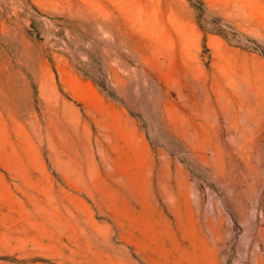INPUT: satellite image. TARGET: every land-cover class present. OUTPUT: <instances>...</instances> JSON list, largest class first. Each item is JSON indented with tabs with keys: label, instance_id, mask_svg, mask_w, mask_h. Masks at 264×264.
<instances>
[{
	"label": "rangeland",
	"instance_id": "obj_1",
	"mask_svg": "<svg viewBox=\"0 0 264 264\" xmlns=\"http://www.w3.org/2000/svg\"><path fill=\"white\" fill-rule=\"evenodd\" d=\"M0 264H264V0H0Z\"/></svg>",
	"mask_w": 264,
	"mask_h": 264
}]
</instances>
